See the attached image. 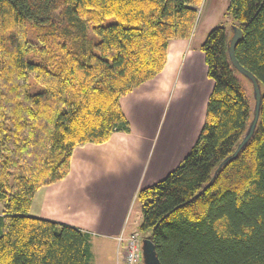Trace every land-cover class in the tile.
Returning a JSON list of instances; mask_svg holds the SVG:
<instances>
[{
  "label": "trees",
  "instance_id": "trees-1",
  "mask_svg": "<svg viewBox=\"0 0 264 264\" xmlns=\"http://www.w3.org/2000/svg\"><path fill=\"white\" fill-rule=\"evenodd\" d=\"M204 2L0 0V264H91L87 233L30 216L35 195L69 175L76 148L131 132L121 100L164 71L172 41L192 38ZM227 17L201 48L214 89L197 143L138 194L139 233L161 264H264V0H229ZM233 28L263 105L218 172L255 111L230 60Z\"/></svg>",
  "mask_w": 264,
  "mask_h": 264
},
{
  "label": "crops",
  "instance_id": "crops-1",
  "mask_svg": "<svg viewBox=\"0 0 264 264\" xmlns=\"http://www.w3.org/2000/svg\"><path fill=\"white\" fill-rule=\"evenodd\" d=\"M200 22L192 38L170 43L160 75L121 100L131 132L76 148L69 175L35 195L30 216L87 233L91 264L97 257L99 264H123L119 238L142 223L133 217L142 209L139 192L166 179L201 135L214 82L201 50L209 34Z\"/></svg>",
  "mask_w": 264,
  "mask_h": 264
},
{
  "label": "water",
  "instance_id": "water-1",
  "mask_svg": "<svg viewBox=\"0 0 264 264\" xmlns=\"http://www.w3.org/2000/svg\"><path fill=\"white\" fill-rule=\"evenodd\" d=\"M243 38V33L240 29L238 28H233V37L230 41V47H229V56L232 65L234 68L246 79H248L252 85H253V91H254V99H255V111H254V119L250 125V128L248 130V133L246 134L245 138L241 142V144L238 146V149L228 159L224 161V163L221 165L219 168L218 172L228 163L234 161L240 153L248 146L250 141L252 140L256 129L259 124L260 116H261V111H262V105H263V95H262V90L259 82L257 79L246 69H244L241 64L239 63L237 57H236V50L239 44L241 43ZM217 172V173H218ZM143 254H144V260L145 264H161L157 253L155 246L151 240H145L144 241V249H143Z\"/></svg>",
  "mask_w": 264,
  "mask_h": 264
},
{
  "label": "rangeland",
  "instance_id": "rangeland-1",
  "mask_svg": "<svg viewBox=\"0 0 264 264\" xmlns=\"http://www.w3.org/2000/svg\"><path fill=\"white\" fill-rule=\"evenodd\" d=\"M229 7V0H205L203 7L199 13V21H201V26L204 30H208L204 32V36L209 34L215 28L220 26L230 27L231 19L227 17V10ZM70 9L60 12L57 16L61 20H67L70 18ZM206 35V36H207ZM250 88V87H249ZM140 214V215H139ZM139 216L142 217V209L139 211H135L133 214L134 220H136L139 224L140 219ZM147 236L142 234L143 240H145ZM96 264H99L98 257L96 260Z\"/></svg>",
  "mask_w": 264,
  "mask_h": 264
},
{
  "label": "built area",
  "instance_id": "built-area-1",
  "mask_svg": "<svg viewBox=\"0 0 264 264\" xmlns=\"http://www.w3.org/2000/svg\"><path fill=\"white\" fill-rule=\"evenodd\" d=\"M119 243L124 245L123 264H142L143 239L140 233H134L128 237H121Z\"/></svg>",
  "mask_w": 264,
  "mask_h": 264
},
{
  "label": "bare ground",
  "instance_id": "bare-ground-1",
  "mask_svg": "<svg viewBox=\"0 0 264 264\" xmlns=\"http://www.w3.org/2000/svg\"><path fill=\"white\" fill-rule=\"evenodd\" d=\"M138 233H139V232H138ZM140 234H141V233H140ZM141 236H142V235H141ZM121 237H122V236H121ZM121 237H120V238H121ZM123 237H124V236H123ZM120 238H119V239H120ZM142 239H143V238H142ZM144 241H145V240H143V249H144ZM143 255H144V254H143Z\"/></svg>",
  "mask_w": 264,
  "mask_h": 264
},
{
  "label": "flooded vegetation",
  "instance_id": "flooded-vegetation-1",
  "mask_svg": "<svg viewBox=\"0 0 264 264\" xmlns=\"http://www.w3.org/2000/svg\"><path fill=\"white\" fill-rule=\"evenodd\" d=\"M142 264H145V262H142Z\"/></svg>",
  "mask_w": 264,
  "mask_h": 264
}]
</instances>
